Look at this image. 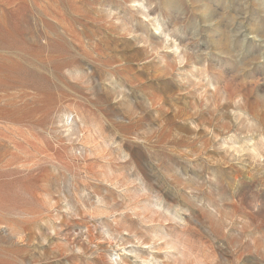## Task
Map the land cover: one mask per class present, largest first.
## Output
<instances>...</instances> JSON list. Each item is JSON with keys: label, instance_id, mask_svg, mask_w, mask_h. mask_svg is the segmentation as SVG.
Segmentation results:
<instances>
[{"label": "rangeland", "instance_id": "obj_1", "mask_svg": "<svg viewBox=\"0 0 264 264\" xmlns=\"http://www.w3.org/2000/svg\"><path fill=\"white\" fill-rule=\"evenodd\" d=\"M0 264H264V0H0Z\"/></svg>", "mask_w": 264, "mask_h": 264}]
</instances>
